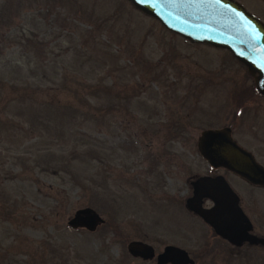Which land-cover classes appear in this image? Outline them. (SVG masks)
Wrapping results in <instances>:
<instances>
[{
  "label": "rangeland",
  "instance_id": "obj_1",
  "mask_svg": "<svg viewBox=\"0 0 264 264\" xmlns=\"http://www.w3.org/2000/svg\"><path fill=\"white\" fill-rule=\"evenodd\" d=\"M224 126L264 164V95L228 51L129 0H0V264H155L132 239L264 264V244L232 245L185 205L192 179L221 173L264 236V185L198 149ZM84 206L93 230L67 223Z\"/></svg>",
  "mask_w": 264,
  "mask_h": 264
},
{
  "label": "water",
  "instance_id": "obj_2",
  "mask_svg": "<svg viewBox=\"0 0 264 264\" xmlns=\"http://www.w3.org/2000/svg\"><path fill=\"white\" fill-rule=\"evenodd\" d=\"M152 15L168 30L193 42L225 47L244 63L256 88L264 94V24L234 0H129ZM198 149L213 167H225L254 185H264V167L252 153L231 136L229 126L206 128ZM192 191L186 207L200 216L213 231L230 244H264V236L252 231L253 224L239 203V195L221 173L198 175L190 181ZM212 202L204 205V200ZM103 218L91 206L76 209L67 223L93 230ZM127 251L142 259L155 258V264H194L188 251L167 243L158 252L152 244L132 239Z\"/></svg>",
  "mask_w": 264,
  "mask_h": 264
},
{
  "label": "flooded vegetation",
  "instance_id": "obj_3",
  "mask_svg": "<svg viewBox=\"0 0 264 264\" xmlns=\"http://www.w3.org/2000/svg\"><path fill=\"white\" fill-rule=\"evenodd\" d=\"M235 2H237V3H239L241 6H243L246 10H248L250 13H252V14H254L263 24H264V0H234ZM253 7H257V8H259V10H256V9H254ZM257 12V13H256ZM214 47H217V46H214ZM217 48H221V49H224V50H226V51H228L229 53H231L232 54V52L229 50V49H227V48H225V47H217ZM232 56L234 57V55L232 54ZM257 89V88H256ZM257 91H258V89H257ZM259 92V91H258ZM260 93V92H259ZM262 94V93H261ZM264 95V94H263ZM230 129H231V127H230ZM250 151V150H249ZM251 152V151H250ZM253 155V154H252ZM253 157H254V155H253ZM254 159L258 162V163H260L263 167H264V164L262 163V162H260V161H258L255 157H254ZM218 167H220V166H218ZM222 168H225V167H222ZM225 169H227V168H225ZM228 171H230L229 169H227ZM230 172H232V171H230ZM215 174H217V173H215ZM210 175H214V173H212V174H210ZM240 177V176H239ZM242 178V177H241ZM245 180V179H244ZM248 182V181H247ZM248 183H250V182H248ZM254 185V184H253ZM255 186V185H254ZM192 191V190H191ZM186 199V198H185ZM205 201H207L206 199L204 200V202ZM208 202H209V204L208 205H211L212 204V202L211 201H209L208 200ZM239 203H240V201H239ZM205 205V204H204ZM207 204H206V206H208Z\"/></svg>",
  "mask_w": 264,
  "mask_h": 264
}]
</instances>
